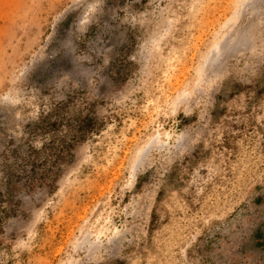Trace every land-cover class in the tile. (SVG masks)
<instances>
[{"label": "rangeland", "instance_id": "1", "mask_svg": "<svg viewBox=\"0 0 264 264\" xmlns=\"http://www.w3.org/2000/svg\"><path fill=\"white\" fill-rule=\"evenodd\" d=\"M64 103L98 128L17 193L0 264H264V0H0V191Z\"/></svg>", "mask_w": 264, "mask_h": 264}, {"label": "trees", "instance_id": "2", "mask_svg": "<svg viewBox=\"0 0 264 264\" xmlns=\"http://www.w3.org/2000/svg\"><path fill=\"white\" fill-rule=\"evenodd\" d=\"M67 108L66 103L57 106L41 118L39 123L34 124L30 133L40 131L41 134L54 133L55 136L60 124L67 126L71 133L54 137V140L43 143L39 148L29 142L16 145L11 142L9 146L14 145V147L5 146L1 163V182L5 190L0 191V229L3 219L15 213L18 205L17 193L52 190L61 170V164L66 160V155L74 142L84 139L88 132H94L98 128L95 119L90 115L73 119L65 118L63 113ZM53 117L56 119L53 120Z\"/></svg>", "mask_w": 264, "mask_h": 264}]
</instances>
